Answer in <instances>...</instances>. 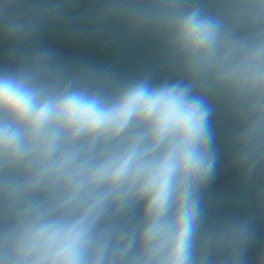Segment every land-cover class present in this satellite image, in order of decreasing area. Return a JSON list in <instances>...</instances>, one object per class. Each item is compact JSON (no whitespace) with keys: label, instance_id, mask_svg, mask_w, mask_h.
Instances as JSON below:
<instances>
[{"label":"water","instance_id":"1","mask_svg":"<svg viewBox=\"0 0 264 264\" xmlns=\"http://www.w3.org/2000/svg\"><path fill=\"white\" fill-rule=\"evenodd\" d=\"M264 0H0V79L42 96L78 94L110 106L123 94L187 89L207 108L202 137L211 162L195 190L197 211L186 264H264V129L257 107L231 87L230 64L203 70L179 49L175 26L189 15L211 21L221 50L264 47ZM30 171L0 170V264L25 213L59 201L56 190L22 187ZM141 206H109L91 232L97 264H136L143 254ZM74 218L62 210L54 217Z\"/></svg>","mask_w":264,"mask_h":264},{"label":"clouds","instance_id":"2","mask_svg":"<svg viewBox=\"0 0 264 264\" xmlns=\"http://www.w3.org/2000/svg\"><path fill=\"white\" fill-rule=\"evenodd\" d=\"M264 16V2L246 5ZM175 41L197 70L215 58L230 64L231 87L257 107L264 129V47L221 50L217 28L196 14L180 21ZM207 108L187 89L135 88L105 106L80 96H42L24 82L0 79V170L30 171L20 188L56 190L57 203L25 213L5 247L8 264H97L91 232L109 206H141L144 250L136 264H186L195 190L212 164L202 137ZM69 210L70 221L54 214Z\"/></svg>","mask_w":264,"mask_h":264}]
</instances>
